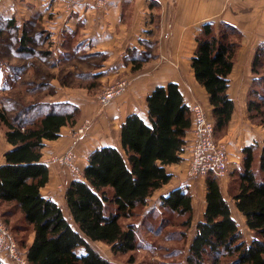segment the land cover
I'll return each mask as SVG.
<instances>
[{"label": "trees", "instance_id": "trees-1", "mask_svg": "<svg viewBox=\"0 0 264 264\" xmlns=\"http://www.w3.org/2000/svg\"><path fill=\"white\" fill-rule=\"evenodd\" d=\"M240 40L236 28L223 24L217 30L212 23L204 24L196 37L191 67L196 82L209 95L215 135L220 138L235 111L229 89ZM263 53L264 45L256 52L254 74L264 65ZM254 84L263 85L264 75ZM146 102L147 119L129 115L121 128L120 147L92 151L82 178L67 187L71 222L54 201L43 196L42 189L50 180V169L43 162L45 143L59 139L62 128L76 126L74 107L53 106L26 122L22 116H8L0 103V136L11 146L0 165V219L9 230L17 214L23 219L26 231L33 235L25 249L29 264H113L93 243L108 246L114 256H129L130 264L136 262L133 254L144 247L137 221L147 201L171 181L167 168L182 161L186 135L193 126L178 84L156 87ZM58 107L63 110L55 111ZM247 107L250 121L264 126V90L250 91ZM236 181L232 201L254 233L253 240L248 243L240 231L220 179L208 175L203 219L196 224L182 262L169 264H264V147L253 144L243 149ZM160 201L168 218L162 219L154 237L172 226L181 229L179 239L186 241L194 220L189 188L175 189Z\"/></svg>", "mask_w": 264, "mask_h": 264}, {"label": "crops", "instance_id": "crops-1", "mask_svg": "<svg viewBox=\"0 0 264 264\" xmlns=\"http://www.w3.org/2000/svg\"><path fill=\"white\" fill-rule=\"evenodd\" d=\"M206 23H212L217 30L223 24L230 25L241 34L230 75L229 95L235 103V111L226 134L216 140L226 146L229 157L227 175L220 179L221 190L240 231L250 243L254 233L247 229L232 195L237 186L236 173L242 165L243 149L253 144L264 147V128L252 126L247 107L254 80L264 75V65L257 67V74L253 71L256 52L264 45V0H114L106 9L94 7L90 0H0V24L15 31L17 48L21 50L24 45L21 53L33 54L31 42H34L41 49L37 51L47 57L38 58L34 54V61L27 69L33 71L35 77L40 72L39 81L50 80L47 85L53 91L46 96L51 99L41 101L43 106L36 107V111L49 112L50 107L72 103L67 97L74 94L73 89L63 83L69 76L78 81L94 79L100 90L119 79L130 81L127 91L105 109L74 150V160L80 169L77 178L52 164L51 159L63 155L72 146V129L85 120H78L75 127L62 128L59 139L45 143L43 162L50 169V180L42 194L62 209L67 220L71 222L65 191L73 180L82 178L89 154L101 147L119 148L126 118L137 114L147 119L146 100L156 87L178 84L190 109L200 103L212 119L209 95L196 82L191 67L196 37ZM150 48L153 54L149 59ZM262 59L264 61V53ZM84 85L80 89L85 92L83 96H88L90 87ZM62 110V107L55 108L57 112ZM194 139L191 128L186 135L182 161L167 168L172 175L171 181L144 207L148 210L152 201L161 206V197L188 187L193 197L194 214L197 198L202 207L201 218L196 223L193 220V237L196 224L202 221L206 209L207 178L188 177L189 151ZM10 149L1 134L0 165ZM32 240L33 235L28 245ZM6 257L2 254L0 263L13 264Z\"/></svg>", "mask_w": 264, "mask_h": 264}, {"label": "rangeland", "instance_id": "rangeland-1", "mask_svg": "<svg viewBox=\"0 0 264 264\" xmlns=\"http://www.w3.org/2000/svg\"><path fill=\"white\" fill-rule=\"evenodd\" d=\"M0 30L1 107L7 112L8 116L12 118L22 116L26 122H30L35 118V116H37V114L41 113L36 111V107L41 108V106H43L41 104V101L50 100L51 98H48L46 96H48V94L52 93L53 91L51 90V86L47 85L50 83V80L44 79L43 81H39L38 73L40 72H37V77H35L33 71L29 72L30 70L27 71V69L31 67L29 64H32V62L34 61L33 59L35 57H47L43 56L42 53L37 51L41 49H38L34 42H31V46H33V51L35 52L33 54L24 55L23 53H21V50L17 48L18 45L16 35L14 33L15 31L11 30L8 27H4L1 24ZM151 49L152 48H150V52L148 53L147 57L149 59L150 57H152L153 54ZM34 54L35 57L33 58ZM43 70L45 72L47 68L45 67V69ZM47 76L49 75H46V77ZM63 83L73 89L74 94L72 96H68L67 98L72 101V103L70 102V105L74 107L73 110L77 114V118L79 120H85L83 121V123L81 121V123H79L80 125L72 129V137L74 139L72 144L76 150V148L86 137L92 126H94L95 123L99 120V116H102L104 114L105 109L114 100L105 107L100 104L99 96L106 86L103 88V90H100V88L97 89L98 83L94 79L88 81H78L73 80V78L69 76V78ZM84 84H87L90 87V92H88V96H83L85 95V92L81 91L80 89L82 88L80 86H85ZM254 85L255 84L253 83L251 87V92L256 88L260 92L264 90V84L259 86ZM88 108L91 110H88ZM86 121H90L92 125H90V127L82 138L76 139L74 136L75 133L79 128L83 126V124H85ZM251 124L252 126L258 128H264V126L260 125L258 121H253L251 122ZM216 138L220 139V137L218 136H216ZM65 153L61 156L53 157L51 159V162L52 164L58 165L61 168L67 170L69 173H71L72 177L77 178L80 169L78 167L77 161L74 160V157L72 158V164L70 166L66 164L64 165L61 162H53V159L63 157ZM197 197H199V195H197ZM149 205L150 208L148 210L143 209L142 214L139 217V221L143 220V223L141 224V222L137 221V225L139 226V241L144 247L140 248L135 254H133L135 256L136 261L134 264H169L171 262H182V260L187 254L189 244L191 243L193 238V227L189 231L186 241L179 239L178 232L181 229L172 226L167 227L166 231L162 232L161 237H154L155 233L157 232L156 228L158 229V227L164 223L162 222V219L164 218L165 220V218H168V216L163 215V210L161 206H158L157 201H152V203H150ZM201 214L202 207L200 203V198L199 200L197 198L195 200V223L201 218ZM194 222L193 224H195ZM13 226L20 227V230L14 231ZM9 228L14 238L18 242L21 253L24 254V250L28 246L31 234L30 232L26 231L25 223L23 222V219L19 214H17L11 220V227ZM92 245L97 251H99L105 258L109 259L113 264H130V262L128 261L129 256H114L111 252V249L101 243H93ZM167 253L175 254L176 256L173 258L171 257L172 259L169 257H165ZM6 258H8L13 264H15L11 258Z\"/></svg>", "mask_w": 264, "mask_h": 264}, {"label": "built area", "instance_id": "built-area-1", "mask_svg": "<svg viewBox=\"0 0 264 264\" xmlns=\"http://www.w3.org/2000/svg\"><path fill=\"white\" fill-rule=\"evenodd\" d=\"M113 1L114 0H90L92 5L99 9L108 8ZM129 84V80L119 79L105 87L99 96L100 104L103 107L109 105L113 100L127 91ZM190 110L195 139L193 140L189 151L188 177L196 179L207 177L208 175H214L219 179H222L227 175L229 164L226 146L216 140L215 123L207 116L202 105L196 103ZM85 124H83V126L75 133L74 136L76 139L83 137L90 127L91 122L86 121ZM72 146H70L63 157L55 158L53 159V162H61L64 165L66 164L70 166L72 164V158L74 157L73 153L75 150L74 146ZM2 254L11 258L15 264H29L25 253H21L18 242L14 238L12 232L0 219V256Z\"/></svg>", "mask_w": 264, "mask_h": 264}]
</instances>
